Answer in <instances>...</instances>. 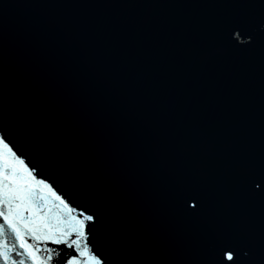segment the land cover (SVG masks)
<instances>
[{
    "label": "water",
    "instance_id": "1",
    "mask_svg": "<svg viewBox=\"0 0 264 264\" xmlns=\"http://www.w3.org/2000/svg\"><path fill=\"white\" fill-rule=\"evenodd\" d=\"M0 130L108 264H211L223 232L258 254L264 4L0 0Z\"/></svg>",
    "mask_w": 264,
    "mask_h": 264
},
{
    "label": "snow or ice",
    "instance_id": "2",
    "mask_svg": "<svg viewBox=\"0 0 264 264\" xmlns=\"http://www.w3.org/2000/svg\"><path fill=\"white\" fill-rule=\"evenodd\" d=\"M232 31L255 40L246 25ZM236 180L253 199L264 201V166L241 171ZM97 219L72 207L52 183L38 178L36 168L0 130V264H108L89 243ZM211 249V264H264V244L257 254L238 234H213Z\"/></svg>",
    "mask_w": 264,
    "mask_h": 264
}]
</instances>
